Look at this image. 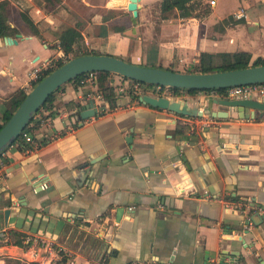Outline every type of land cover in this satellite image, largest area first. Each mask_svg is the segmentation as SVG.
Instances as JSON below:
<instances>
[{
  "label": "crops",
  "instance_id": "1",
  "mask_svg": "<svg viewBox=\"0 0 264 264\" xmlns=\"http://www.w3.org/2000/svg\"><path fill=\"white\" fill-rule=\"evenodd\" d=\"M205 1L206 13L182 14L162 13L159 0H138L133 15L108 0H7L16 30L8 34L15 41L0 36V112L31 87L32 66L61 56L58 34L70 25L81 33L74 47L80 42L140 64L192 70L202 50H245L249 64L264 59V0H228V10ZM110 82L118 92L114 104L104 100L102 112L83 120L74 109L98 81L63 82L42 106L44 120L34 118L30 148L13 142L3 150L0 207L13 203L0 217L7 260L15 264L29 255L24 249H37V258L56 261L59 253L44 250L50 242L51 249L62 247L66 264H102L105 257L107 264H221L237 257L233 249L242 254L239 264H264V229L250 223L243 231L235 219L251 203L264 204V115L239 117L235 107L210 102L221 95L215 90L162 92L229 110L193 133L184 114L126 94L120 87L127 79L118 73Z\"/></svg>",
  "mask_w": 264,
  "mask_h": 264
},
{
  "label": "water",
  "instance_id": "2",
  "mask_svg": "<svg viewBox=\"0 0 264 264\" xmlns=\"http://www.w3.org/2000/svg\"><path fill=\"white\" fill-rule=\"evenodd\" d=\"M109 5L126 6L133 15L137 12L138 0H108ZM19 35V33H17ZM4 41H15L11 35H3ZM89 70H107L124 75L145 83L162 84L167 86H177L179 88H213L227 87L235 84L263 82L264 62L250 63L244 66L215 69L207 71L178 70L165 66L146 65L127 60L119 55L108 52H84L70 56L62 63L42 75L26 91L22 99L15 106L10 116L0 126V152L9 146L33 116V113L42 105L48 95L53 92L63 82L76 75ZM138 100L153 106L167 108L186 115H199L208 113L212 116L224 117L229 114L228 109L208 108L198 106V101H191L185 97H172L169 95H153L140 93ZM210 102L221 103L229 107L233 106L237 110L239 117H257L264 115V100L256 97H227L218 95L209 98ZM105 104L98 105L93 96H88L84 101L78 103L74 112L77 118H84L98 114L105 108ZM129 141L128 137H125ZM93 161V160H92ZM19 163H15L17 165ZM12 204L0 207V217L6 218L11 211ZM258 207L251 211V208ZM263 210V212L260 211ZM247 215L235 217L243 227V231L248 230L251 223L254 226L261 225L264 229V204L251 203ZM254 215H258L259 220H254ZM244 247H249L248 243ZM228 250V249H227ZM226 251V249H222ZM232 255H237L234 260L222 261L221 264H239L242 254L239 250L230 251ZM261 260L262 256L257 255ZM246 262V261H245Z\"/></svg>",
  "mask_w": 264,
  "mask_h": 264
},
{
  "label": "trees",
  "instance_id": "3",
  "mask_svg": "<svg viewBox=\"0 0 264 264\" xmlns=\"http://www.w3.org/2000/svg\"><path fill=\"white\" fill-rule=\"evenodd\" d=\"M6 5H7V0H0V36L6 35L13 33L16 28L10 26V24L7 21V16H6ZM158 6L160 11L163 13L165 11L171 10L172 8H178L180 10V13L182 14H188L189 11L192 12V10L198 8V11H195V14H203L206 13L209 9V3H207L205 0H159ZM21 16L27 21L28 25L30 28L38 34V29L33 22V20L26 14V12L21 11ZM81 36L80 31L77 29V27L70 25L62 29L59 34H58V45L62 49L63 53H68L72 51L74 47V42L76 41V38H79ZM84 52H101L97 51L93 48H83L82 50L75 52V54L79 53H84ZM249 57L250 54L245 51V50H236L232 52H210L207 50H202L199 53L198 56V61L194 65V68L192 70L195 71H207V70H215V69H225V68H232V67H238V66H244L249 64ZM69 58V56L65 57L64 59L61 58V56H58L56 58H51L47 62V66L43 70V73L39 76V78L62 63L64 60ZM218 59V60H217ZM264 59L261 56H257L253 59L252 63H263ZM171 68V67H169ZM174 69V68H172ZM97 76V81H98V86L100 91L102 92L104 100L107 102L108 106H112L115 102L116 99V94L117 89L114 84L111 82L108 83V79L112 71H107V70H94ZM84 72L76 75L75 77L71 78V80H76L82 76ZM120 75V74H119ZM121 78H127V76L120 75ZM37 78V80L39 79ZM36 80L32 81V84ZM145 85L149 86L152 83H144ZM60 86V85H59ZM173 89H178L179 87L177 86H170ZM58 88V87H57ZM56 88V89H57ZM55 89V90H56ZM188 92H194L196 90H215L219 93H223L225 90V87H213V88H195V87H190V88H184ZM54 90V91H55ZM54 91L51 92L48 97L46 98L45 101H43L42 105L43 106L47 101H50L53 98ZM26 91H21V94L19 97H16L13 99L14 107L12 109L9 108H4L0 112V126L3 124V122L10 116L12 113L13 109L15 106L19 103V101L22 99ZM40 106V107H41ZM34 117L32 116L29 121L34 122ZM28 121V122H29ZM29 129V125H25L23 130ZM22 133L16 137V139L13 141L17 143L19 146H24V142L21 138ZM14 234L17 235L15 242L17 243H23L21 234L17 231H14ZM113 252H109V255L112 254ZM67 258V255L64 252H60V257L53 263V264H66L65 260ZM100 263L102 264H107L106 257L102 260H100ZM141 264H165V263H141Z\"/></svg>",
  "mask_w": 264,
  "mask_h": 264
},
{
  "label": "built area",
  "instance_id": "4",
  "mask_svg": "<svg viewBox=\"0 0 264 264\" xmlns=\"http://www.w3.org/2000/svg\"><path fill=\"white\" fill-rule=\"evenodd\" d=\"M210 2V0H209ZM47 64L42 65H34L32 66L28 71L27 74L30 79V84L32 85L33 80H37L39 76L43 73V70ZM127 83L124 86H121V90H125L126 94H129L131 96H135V98L138 100V95L140 93H149L153 95H159L162 94V92H169L167 91V85L162 84H151L149 86L145 85V82L127 77ZM80 84H88V85H96L97 82V76L94 70L86 71L82 74V76L78 79ZM144 84V85H143ZM171 89L172 87L169 86ZM171 92V91H170ZM91 96L94 97L96 103L100 105L101 103H104V98L102 95V92L96 88L94 91L90 93ZM164 95V94H163ZM166 95V94H165ZM221 95L227 96V97H242V98H248V97H256L259 99L264 100V81L263 82H250V83H242V84H235L225 87V90ZM173 97V96H172ZM182 98V97H181ZM200 108H202L200 106ZM43 110L42 106L39 107L34 113V118H40L41 121L44 120L43 118ZM184 125L188 129L189 132H198L203 130L206 127H209L215 123V116H212L208 113H202L199 115H186L183 116ZM29 125V129H25L21 131L22 135L21 138L23 142L26 144V149L30 148L31 142H33V134H32V126L33 121H29L27 123ZM24 144V145H25ZM3 151L0 152V189L4 185V176L5 174L1 172V168L3 167V157H2ZM47 181H41L39 183L40 188H44L47 186ZM4 236V230H0V240ZM26 240L29 242H34L35 239L31 237H27ZM46 248L44 249L49 256H51L50 253H59L62 251V247L56 246L54 249L52 248V243L47 242ZM24 252H28L29 255H25L23 257H18V261L15 262V264H51L53 258L50 259V262L48 260L39 259L37 258L36 251L37 249H24ZM8 255L6 252L3 251V249H0V264H14L7 260ZM65 262L70 263V258H67Z\"/></svg>",
  "mask_w": 264,
  "mask_h": 264
},
{
  "label": "rangeland",
  "instance_id": "5",
  "mask_svg": "<svg viewBox=\"0 0 264 264\" xmlns=\"http://www.w3.org/2000/svg\"><path fill=\"white\" fill-rule=\"evenodd\" d=\"M217 6H218V9H220V8H223V10H228L229 9V7L231 6V4L228 2V0H217ZM117 14H121V13H117ZM103 35H105V37L107 36L108 37V32H107V30H104V33H103ZM51 36V39H54V34H52V35H50ZM84 48V46H81V44H80V42L78 43V45L72 50V51H70V52H68V53H62L61 54V58L62 59H64L65 57H67V56H72V55H74V53L75 52H78V51H80V50H82ZM218 60V59H217ZM144 85V84H143ZM167 90L170 92L171 91V93L172 94H178V92H185L186 90L185 89H183L182 91L180 90V89H176V90H174V91H178V92H174L173 90H171L170 88H169V86L167 87ZM199 90H201V89H199ZM197 91V90H196ZM202 92H211V91H209V90H201ZM212 91H214L213 89H212Z\"/></svg>",
  "mask_w": 264,
  "mask_h": 264
}]
</instances>
